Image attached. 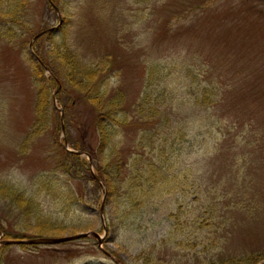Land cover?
Returning <instances> with one entry per match:
<instances>
[{"label": "rangeland", "instance_id": "374dc122", "mask_svg": "<svg viewBox=\"0 0 264 264\" xmlns=\"http://www.w3.org/2000/svg\"><path fill=\"white\" fill-rule=\"evenodd\" d=\"M0 1V181L41 208L39 222L0 200V264L264 256V0H20L16 16L14 0ZM66 51L85 63L108 60L106 88L135 115L116 141L121 163H111L122 174L111 187L91 177L103 165L98 113L65 77ZM152 63L172 70L149 83ZM204 85L214 103L196 106ZM41 95L49 97L43 132L34 129ZM141 128L154 134L138 146ZM87 232L55 245L2 244Z\"/></svg>", "mask_w": 264, "mask_h": 264}, {"label": "trees", "instance_id": "16d2710c", "mask_svg": "<svg viewBox=\"0 0 264 264\" xmlns=\"http://www.w3.org/2000/svg\"><path fill=\"white\" fill-rule=\"evenodd\" d=\"M20 0H14L12 4L10 2L8 3L9 8L12 9L9 10L10 14L13 16H16L21 11L22 6H19ZM1 2V1H0ZM6 3V2H4ZM6 5V4H5ZM17 18V17H16ZM60 33V32H59ZM54 38H58L62 41L64 38V32L59 35H57V32L53 34ZM58 47L57 51L59 50V46H55V48ZM64 51V50H63ZM64 55V59H66V64L63 66V70L65 71V77L68 78L71 88H77L81 91V93L88 94V100L91 102L93 107L96 109L98 113V120L96 122V131L100 138V145L98 147V151L103 155V165L98 166L97 170L99 171V177H101L102 180L106 181V184L111 187V183L113 185V182L118 178L120 179V174L118 171V168L111 163L113 159H117V161L120 162L119 154L116 153L118 149V142L116 143L117 139L122 140V135H124L126 129L128 126H131L132 123H135L136 121H132L131 124L129 123V115L133 118H135L133 115V112H129L126 108V100L125 96L119 92H109L106 88V81L109 78V61L105 60L98 61L97 63H85L81 59H78V56L73 55L71 52L66 51V53H61V55ZM39 56L42 58L40 62V67L43 69L44 64L48 65L50 67V70L52 73L56 74L54 72V68L51 67V65L44 59L41 54ZM54 59L57 61L61 56H56L55 52H53ZM44 63V64H43ZM166 70H172V68H168L166 65H161L158 63H152L148 64L147 70H146V81L149 83H152L154 78H159L161 74H164ZM172 71H169L168 74L170 75ZM57 75V74H56ZM57 77L60 80L61 88L64 86L62 79L57 75L55 77V81H57ZM58 84V82H57ZM148 84V83H147ZM150 87V84H148ZM147 85V87H148ZM48 86L47 91L49 94H51V86L50 84H46ZM209 85H204L201 89L199 94H196L194 98V105L196 106H209L210 104L214 103V100L212 99L215 97L214 92L213 94L210 93V87ZM166 93L164 90H161L159 94L155 95L156 98H152L153 104L158 103L157 100L158 97H161ZM148 94H146L142 99L147 97ZM44 98H49L48 96L41 95L37 100V120L34 124V129L39 127V131H42L45 129L43 128V119L45 117V113L48 112V109L45 106V103L43 101ZM148 99V98H146ZM155 107V106H154ZM157 114V113H156ZM150 117V116H149ZM164 115L161 113V121L167 123L168 119L163 118ZM146 119V122H148L150 119L148 116L142 117L141 119ZM151 124V122H150ZM134 125V124H133ZM159 126H165L162 123H159ZM156 129V126L154 127ZM33 132V130H32ZM151 132V131H150ZM159 133V131H157ZM154 132L150 133L147 131V129H139V132L137 133V142L139 143L138 146H142V142L146 140L147 136H153ZM119 140V141H120ZM115 141V142H114ZM121 142V141H120ZM83 144H77V148H81ZM114 147L113 154L111 153V147ZM112 147V149H113ZM85 148V146H84ZM83 148V149H84ZM85 151V150H80ZM97 151V152H98ZM78 158H81V154L75 155ZM112 156L114 157L112 160ZM88 163L86 161V166H88ZM147 166L153 167L154 165L151 162L147 163ZM90 167V166H89ZM87 168V173H92L90 168ZM74 168V167H73ZM117 169V173L116 170ZM136 175L138 174V169L135 170ZM69 175H75L71 173V171H66ZM154 175V170H153ZM93 178V176L91 175ZM135 178V176H134ZM94 179V178H93ZM95 180V179H94ZM27 197V196H26ZM109 198L114 199L116 196L111 192L108 196ZM9 198L13 199L17 207L22 210V215L27 218H36L37 221H41L40 215H41V208L39 205V202L35 201V198L27 197L23 198L22 194L18 191H16L13 186L3 183L0 181V200H8ZM261 261H264V256L259 258H254V260H249L247 262H244L243 264H258ZM217 263V262H216ZM232 264V263H227Z\"/></svg>", "mask_w": 264, "mask_h": 264}, {"label": "water", "instance_id": "95a60500", "mask_svg": "<svg viewBox=\"0 0 264 264\" xmlns=\"http://www.w3.org/2000/svg\"><path fill=\"white\" fill-rule=\"evenodd\" d=\"M89 233H79L76 235H71V236H64V237H40V238H35V239H23V240H4L2 244H44V245H55V244H62L66 243L69 241L81 239L88 237ZM260 264H264L260 263Z\"/></svg>", "mask_w": 264, "mask_h": 264}]
</instances>
